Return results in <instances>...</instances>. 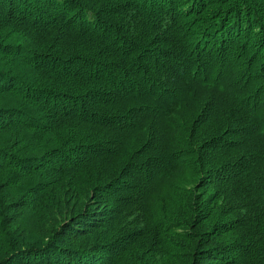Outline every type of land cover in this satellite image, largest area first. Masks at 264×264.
I'll use <instances>...</instances> for the list:
<instances>
[{"label":"trees","instance_id":"1","mask_svg":"<svg viewBox=\"0 0 264 264\" xmlns=\"http://www.w3.org/2000/svg\"><path fill=\"white\" fill-rule=\"evenodd\" d=\"M0 264H264V0H0Z\"/></svg>","mask_w":264,"mask_h":264},{"label":"rangeland","instance_id":"2","mask_svg":"<svg viewBox=\"0 0 264 264\" xmlns=\"http://www.w3.org/2000/svg\"><path fill=\"white\" fill-rule=\"evenodd\" d=\"M234 61L237 62L238 60H237V59H234ZM228 63H229V62H228ZM13 203H15V201L12 200V201L10 202V204H13ZM11 215H13V210H12V212H11ZM33 244H35V243L33 242Z\"/></svg>","mask_w":264,"mask_h":264}]
</instances>
